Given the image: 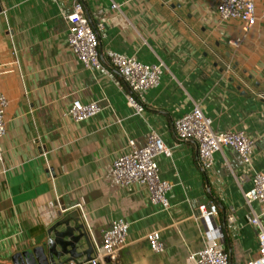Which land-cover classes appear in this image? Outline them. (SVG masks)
Listing matches in <instances>:
<instances>
[{"label": "crops", "instance_id": "1", "mask_svg": "<svg viewBox=\"0 0 264 264\" xmlns=\"http://www.w3.org/2000/svg\"><path fill=\"white\" fill-rule=\"evenodd\" d=\"M78 2L93 24L103 25L102 66L85 67L69 43L67 16ZM218 2L0 0V92L8 99L0 140V264L47 247L51 227L66 220L84 225L93 255L115 219L129 223L121 264H191L189 254L205 244L198 207L211 202L231 264L257 256L258 228L244 194L255 172L264 171V19L244 32L241 20L220 19ZM114 54L165 64L160 81L139 97L141 114L128 102ZM76 100H101L103 109L78 122L70 115ZM196 104L214 130L244 131L254 140L250 163L224 147L211 169L201 167L197 144L178 140L174 127ZM152 131L172 150L157 158L160 177L173 185L168 209L152 203L145 186L118 182L112 170L131 150L130 140L142 146ZM253 206L260 213V203ZM154 230L163 252L147 239Z\"/></svg>", "mask_w": 264, "mask_h": 264}, {"label": "built area", "instance_id": "2", "mask_svg": "<svg viewBox=\"0 0 264 264\" xmlns=\"http://www.w3.org/2000/svg\"><path fill=\"white\" fill-rule=\"evenodd\" d=\"M111 6L113 9H121V5L114 1ZM217 12L221 20H241L243 31L248 32L258 20L264 19V0L259 8L256 0H219ZM67 20L69 43L79 60L87 68L102 66L99 33L103 25L93 24L90 21L82 2L75 4ZM241 42L240 37L230 41L235 47H238ZM111 64L129 88L126 95L129 104L135 108L137 114H141L145 106L139 97L160 81L165 68L164 62L147 63L134 56L114 54L111 57ZM100 101L83 103L76 100L70 109V115L78 122L89 119L103 109ZM7 105V96L0 92V140L7 129L4 118ZM212 124V118L196 104L189 112L175 120L176 137L180 141L192 140L197 144L198 158L201 167L205 170L213 167L216 154L224 147L234 149L245 163H250L254 152V140L244 131H216ZM130 145L129 152L119 155L113 161L112 170L115 179L127 186L136 183L145 186L152 203L160 204L165 209L170 208L167 194L173 185L160 177L157 158L159 155L171 156V148L154 131L148 135L146 144L138 146L130 140ZM244 197L246 205L252 212L251 223L258 228L259 243L257 256L248 264H264V224L261 220V216L264 215V171L255 172L253 187L244 194ZM254 202L260 203V213L255 210ZM198 210V218L205 226V244L189 254L190 263L231 264L229 252L220 245L224 233L219 226L214 224V218L218 213L217 203H203L199 205ZM228 219L231 222L234 221L233 216ZM128 232L129 223L127 221L113 220L103 232L102 243L91 259L71 260L66 264H121L120 254L127 244ZM147 239L153 251L163 252L165 250V243L159 230L149 232Z\"/></svg>", "mask_w": 264, "mask_h": 264}, {"label": "water", "instance_id": "3", "mask_svg": "<svg viewBox=\"0 0 264 264\" xmlns=\"http://www.w3.org/2000/svg\"><path fill=\"white\" fill-rule=\"evenodd\" d=\"M49 237L47 247L17 253L13 264H66L71 260L91 259L93 243L83 224L71 225L70 220L59 222L51 227ZM82 245L88 249L79 251Z\"/></svg>", "mask_w": 264, "mask_h": 264}]
</instances>
